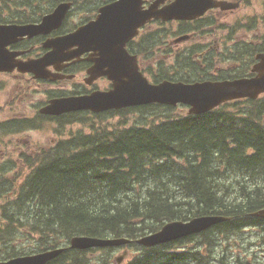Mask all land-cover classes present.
I'll use <instances>...</instances> for the list:
<instances>
[{"label":"trees","instance_id":"obj_1","mask_svg":"<svg viewBox=\"0 0 264 264\" xmlns=\"http://www.w3.org/2000/svg\"><path fill=\"white\" fill-rule=\"evenodd\" d=\"M263 49L264 45L256 46V51ZM247 68L248 64L244 72L226 74L242 76ZM149 76L155 83L207 78L204 69L184 60L168 67L159 65L157 73ZM173 109L146 105L94 115L101 119L150 111L155 119L146 124L147 116L142 114L141 125L110 132L93 127L90 134H71L48 150L47 156L27 159L29 173L15 193L17 200L1 207L8 227L29 221L31 232L40 238L50 235L54 241L43 242L35 251L40 252L57 248L55 238L67 242L74 236L126 238L134 242L167 222L206 215L227 217L196 237L141 248L142 254L128 263L186 264L188 260L199 262L200 252L176 251L183 242L197 238L211 247L212 236L264 224V219L251 215L264 208V98L225 103L201 115H174ZM85 115L72 114L58 120V125L78 123ZM42 122L17 120L1 124L0 129H39ZM2 233L6 237H0V242L10 249L12 231ZM88 251L67 249L47 264H88L81 262ZM19 255L7 251L5 256L0 254V260Z\"/></svg>","mask_w":264,"mask_h":264},{"label":"water","instance_id":"obj_2","mask_svg":"<svg viewBox=\"0 0 264 264\" xmlns=\"http://www.w3.org/2000/svg\"><path fill=\"white\" fill-rule=\"evenodd\" d=\"M154 0L144 9L143 0H115L101 6L96 17L79 26L73 32L53 40L48 44L52 51L42 58L30 62H14V55L8 56L4 50L9 36H33L46 34L60 26L70 3L59 4L54 11L45 16L38 25L0 26V72H19L35 74L47 78L45 68L67 62L83 53L91 52L93 66L88 70L91 79L105 76L111 82L107 92H94L88 96L65 97L50 100L40 109L41 114L59 116L77 111L101 113L146 105L188 107V114L201 115L220 105L241 99L255 100L264 94V54L256 56L258 62L251 72L255 76L220 82L183 83L161 81L151 84L139 71L136 57L128 54L125 46L133 39L138 29L150 20H193L210 8L227 10L236 8L231 4L215 0ZM163 5L162 7H160ZM264 218V208L253 213ZM227 220L218 215L199 216L189 221L165 223L157 232L137 239L136 244L150 248L178 239L197 235ZM130 241L125 238H95L76 236L69 240L70 249L87 250L91 248H117ZM63 252V248L35 255L15 257L0 261V264H46ZM121 257L116 259L120 261Z\"/></svg>","mask_w":264,"mask_h":264},{"label":"rangeland","instance_id":"obj_3","mask_svg":"<svg viewBox=\"0 0 264 264\" xmlns=\"http://www.w3.org/2000/svg\"><path fill=\"white\" fill-rule=\"evenodd\" d=\"M70 1L75 3L67 21V24L70 25H77L90 17L93 13L90 10L91 2L93 4L100 2V0ZM251 17H254V20L249 19ZM217 21L222 26L212 30V32L215 33L217 39L223 41L221 50L235 47L240 49L241 52L245 48L244 45L251 42H257V45L264 44L262 42L264 36V0H244L239 10ZM237 21H239L238 24H236ZM251 23H254L253 27H250V29L246 27L248 24L251 25ZM211 40L212 38H210ZM183 46L186 47V44ZM239 54L241 55L242 52ZM242 60L240 56L239 61L235 64L236 66L233 64L235 62L232 61L217 64V66L223 69L221 73L224 75L237 68L244 72L248 62H242ZM146 61L144 59L141 60V68L145 71L146 76L149 73L156 74L159 65L168 67L179 63L177 61L156 64ZM214 66L208 67L209 70ZM26 84L27 81L25 82L22 78L0 76V125L14 119L17 121L24 117H34L36 105L45 99V92L32 91L33 89L26 91ZM101 85L104 86L102 83ZM262 98H264V95L259 97V99ZM186 112L187 108L181 106H176L171 111L174 115L185 114ZM142 114L147 116L145 118L146 124L153 122L155 119L150 111ZM142 114L138 112H128L121 116L109 114L110 116H101V119L85 115L83 116V121L71 125L60 126L53 121H44L39 124V129H24L19 132H3L0 129V181L6 185L5 195L2 197L1 203L9 206L10 203L17 200L18 197L15 193L20 190L21 181L23 183V179L29 173L25 161L34 158L36 152L40 153L37 156H47L48 150L55 148L59 141L68 140L71 134L76 135L78 132L90 134L94 131L92 130L93 127L96 128V131L107 130L110 132L122 127L139 126L144 122L141 117ZM21 153L26 154L22 156L20 155ZM0 219V237H6V234L2 232L12 231V235L9 236L11 237L9 239L10 249L5 248L0 242L1 256H5L7 251H14L16 254L20 253L19 256L29 255L35 253L39 247H42V243L46 240L54 241L50 238V235L40 238L38 233L31 232L29 221L17 223L12 228H9L8 221L2 216ZM212 239L215 241H213L214 243L211 247L205 246L200 239L196 238L192 241L183 242L175 250L183 252L192 249L194 252H200L199 262L188 260L186 264H264V231L259 228L248 226L235 234L212 236ZM55 241L59 243L58 247L69 246L68 242L63 239L57 240L55 238ZM141 254V247L136 245L130 247L123 245L113 248L110 252L92 249L82 255L83 259H81V262L88 264H128L134 257H138ZM120 257L121 260L117 262L116 259Z\"/></svg>","mask_w":264,"mask_h":264},{"label":"flooded vegetation","instance_id":"obj_4","mask_svg":"<svg viewBox=\"0 0 264 264\" xmlns=\"http://www.w3.org/2000/svg\"><path fill=\"white\" fill-rule=\"evenodd\" d=\"M153 1L154 0H145L144 8H147V6ZM171 1L173 0H166L163 5H167ZM216 1H225L231 4L237 3L238 6L227 10L211 8L205 11L200 17L187 21L172 20L162 22L159 19L150 20L139 29L135 38L127 42V52L137 58L138 64H141V60L143 59L147 60L146 62L156 64L172 63L183 60L188 61L199 65V70L202 71L204 69L207 77L205 80L212 82L254 76V74L250 73L251 66L257 63V55L264 54V49L256 51L257 42H251L244 45L245 48L248 47L247 53L245 52V48L241 51L242 62H248L249 67L244 75L237 76L232 75L233 73L226 75L221 74L223 69L219 68L217 64L232 61L235 62L233 63L235 65L239 61L240 49L233 47L228 49L223 48L221 50V43H223V41L217 39L212 30H216L219 26H222L217 20L226 18L228 15L239 10L244 0ZM64 2V0H0V26L38 25L45 16L50 15L59 4ZM111 2V0H100L98 4H93V2H91L90 10L93 13L90 17L81 21L77 25L67 24L68 17H70L69 12L61 22L60 26L51 30L49 33H40L33 36H9L6 39V42L8 43L4 50L8 56L14 55V62H30L38 60L52 51V48L48 46L49 43L73 32L78 26L93 20L97 15L98 9ZM71 4L72 10L74 3L71 2ZM249 19L254 20V17ZM238 23L239 21H237L236 24ZM253 25L254 23H251V25L248 24L246 27L250 29ZM210 38H212L211 41ZM262 42H264L263 38ZM185 44L186 47L183 46ZM258 45L262 46L264 44ZM95 58L96 57L93 53L86 52L67 62L47 66L45 68L47 78L36 77L33 73L19 72L16 68L11 72H0V76L22 78L25 82L27 81L26 91H31V89H33L32 91L45 92V99L36 105V113L34 117H24L21 119L23 121L30 122L31 120L43 119V121L46 122L53 121L58 123V120L62 121L64 118L70 117L72 114L76 113H83L90 116L102 115L110 113L111 111L101 113L77 111L61 114L59 116H49L40 113V109L45 107L50 100L65 97L88 96L94 92L109 91L111 89V82L105 76L91 79L88 74V70L93 66L92 59ZM207 65H215L209 71L210 73L208 72L209 68ZM234 70L238 71L239 68ZM229 72H233V70ZM101 83L104 84V86L101 85ZM14 121L16 120L14 119L7 123L9 124ZM25 154L26 153H21L20 155L24 156ZM35 154V156H37L40 153L36 152ZM25 178L23 179V182ZM5 188L6 185L0 181V207L4 206V204L1 203V199L5 195ZM260 224L263 223L258 222L250 227L259 228L264 231V226L262 227ZM62 247H64L65 250L68 249L66 245Z\"/></svg>","mask_w":264,"mask_h":264},{"label":"bare ground","instance_id":"obj_5","mask_svg":"<svg viewBox=\"0 0 264 264\" xmlns=\"http://www.w3.org/2000/svg\"><path fill=\"white\" fill-rule=\"evenodd\" d=\"M10 7H11V5H10Z\"/></svg>","mask_w":264,"mask_h":264}]
</instances>
